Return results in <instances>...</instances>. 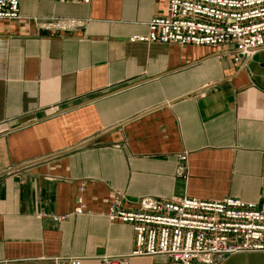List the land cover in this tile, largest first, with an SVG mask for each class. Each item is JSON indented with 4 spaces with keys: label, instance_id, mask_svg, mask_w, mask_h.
<instances>
[{
    "label": "crops",
    "instance_id": "crops-1",
    "mask_svg": "<svg viewBox=\"0 0 264 264\" xmlns=\"http://www.w3.org/2000/svg\"><path fill=\"white\" fill-rule=\"evenodd\" d=\"M168 2L22 0L20 19L0 20V264L129 255L133 228L107 217L117 193L131 210L147 197L264 199V49L241 65L233 44L130 42ZM63 20L82 25L43 26Z\"/></svg>",
    "mask_w": 264,
    "mask_h": 264
},
{
    "label": "built area",
    "instance_id": "built-area-1",
    "mask_svg": "<svg viewBox=\"0 0 264 264\" xmlns=\"http://www.w3.org/2000/svg\"><path fill=\"white\" fill-rule=\"evenodd\" d=\"M21 3L22 0H0V20L20 19ZM80 25L78 20L43 24L46 28L61 29ZM129 41L210 47L233 44L237 49L235 62L244 65L264 49V0H169L164 14L149 22L148 33L133 35ZM177 159L183 164L188 154H180ZM181 171H185L182 165ZM84 191L83 184L77 197L76 215L86 212ZM129 202L126 196L117 193L107 217L112 223L133 228L134 248L126 256L102 257L103 264H128L130 257L160 255L178 264H225L232 255L264 253V199L247 202L233 196L218 200L147 197L139 201L137 210L127 209ZM69 216L50 218L62 223ZM87 259L63 255L50 260L52 264H83Z\"/></svg>",
    "mask_w": 264,
    "mask_h": 264
}]
</instances>
